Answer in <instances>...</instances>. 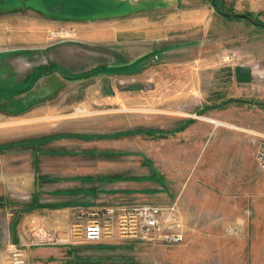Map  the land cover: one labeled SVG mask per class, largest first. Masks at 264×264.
<instances>
[{
  "label": "crops",
  "instance_id": "obj_1",
  "mask_svg": "<svg viewBox=\"0 0 264 264\" xmlns=\"http://www.w3.org/2000/svg\"><path fill=\"white\" fill-rule=\"evenodd\" d=\"M119 17L116 14L114 31L100 37L115 45L125 44L127 53H140L141 57L131 62L114 63L111 76L133 77L139 74L136 71L139 69L142 78L146 76L149 82L151 54L161 51L151 52V45L159 46L167 40L170 32L181 33L184 29L189 31V46L198 44L199 31L205 35L207 44L214 43L215 34L223 35L230 42L238 37L236 47L230 45L234 52L225 51L236 53L238 58L228 63L214 61L212 54L205 60L196 59L188 64L189 73L185 78L180 76V69L176 72L174 68V73L178 74L173 79L174 95L164 100L174 101V109L181 110L180 115L174 118L182 119L173 126L168 125V129L158 128V135L163 136V149L173 145V155L166 152L168 149L159 155L162 168L158 173V185L152 187L154 178L148 172L141 177L114 180L112 182L118 183L110 182L107 188H101L98 196L102 198L98 203L119 197L146 200L158 206L175 205L184 229L188 223L194 229H209L215 223L218 228L237 233L246 229L264 230V175L255 157L258 144L264 137V129L254 120V111L256 116L264 117V29L255 27L247 20L230 19L208 13L207 10H195L184 19L172 15V19L167 20L170 23L151 13L126 14L124 20ZM24 23V36L7 33L2 22L0 24V46L12 48L7 51L0 49V109H3L1 103L5 102L7 96L12 97L18 109L25 98H29L30 103H37L43 96L54 92V85L61 89L69 88L71 80L87 75V71L70 73L71 66L67 61H57V64L48 67L36 65L27 73L26 68L5 63L4 58L8 54L20 55L50 39L46 36L47 41L44 40V30L37 21ZM232 26H236L241 33L233 34ZM135 44L136 47L141 45L140 49ZM168 47L171 48V45ZM63 48L60 47L61 54L65 56ZM163 49L166 50L165 45ZM41 86L45 95L39 94ZM183 86H189V104L183 99L186 98L182 95L186 92ZM183 102L185 104L182 106ZM187 107L191 110H185ZM78 111L81 114V110ZM62 136V141H54V137L46 141L44 154H41L37 144H31L30 161H22L26 160L24 151L18 154L21 161H0V246L9 243L25 246L23 257L27 264L56 257L61 249L55 247L52 241L69 240L71 229L81 226L77 209L85 206L84 199L93 193L87 190L86 180L89 178L95 182L96 175L100 179L102 164L94 162V166H91L92 162L80 166L70 161H148L145 153L140 157L131 150H128L130 153L122 151L117 145L105 152L100 142L86 141L82 144V139L87 136L74 130ZM22 146L14 144L11 150L27 148ZM42 157V162L50 170L55 163L62 166L58 170V178L52 175L48 177L47 173L44 178L62 183L58 191L52 187L39 191L34 189ZM30 165L32 174L28 168ZM3 183H10V186L6 187L9 184ZM22 183H31L34 189L29 192V197H25L31 199L26 203L19 201L24 199L18 188ZM50 185L53 186V183ZM98 203L92 202L89 209L97 211L106 208V205ZM60 230L62 233H59ZM44 240L49 242L45 243ZM128 241L131 240L108 238L99 244L119 245ZM40 244L43 247L33 248ZM258 244H255L256 251ZM260 247H263L264 253V243ZM0 264H6L2 254Z\"/></svg>",
  "mask_w": 264,
  "mask_h": 264
},
{
  "label": "rangeland",
  "instance_id": "obj_2",
  "mask_svg": "<svg viewBox=\"0 0 264 264\" xmlns=\"http://www.w3.org/2000/svg\"><path fill=\"white\" fill-rule=\"evenodd\" d=\"M216 2L223 11L251 14L264 22V0H216ZM195 10L217 13L210 0H0V24L2 22L7 33L13 32L16 36L19 34L24 36V22L35 20L41 30H44V40L47 41V37H50L48 42L39 44L38 48L23 51L20 55L14 53L5 55V63L26 68L27 73L36 65L48 67L57 64V61H67L71 66L70 73L87 71L84 78L71 80L69 88L61 89L60 86L54 85L53 93L43 96L34 104L30 103L29 98H25L26 100L19 105L21 107L17 109L12 97H6L5 102L1 103L3 109H0V161H21L19 151L26 153H24L26 160L22 161H30L33 144H37L41 154H44L46 141H50L52 137L54 141L63 140L62 135L74 130L87 136L82 139V144L86 141L100 142L105 152L117 145L122 151L130 153L128 150H131L140 157L145 153V158H148V161H70L71 164L78 163L80 166L92 162L91 166H94V162L102 164L100 179L97 175L95 182L93 179H85L87 190L93 193L84 199L85 206L78 208L77 213L81 209L93 211L89 208L92 202L98 203L102 198L98 196L101 188H107L114 180L124 181L131 177H141L148 172L154 178L155 183L152 187H156L158 173L162 168L158 161L161 151L168 149L166 152L173 155V145L163 149V136L158 135V128L161 126L168 129L170 128L168 125L173 126L182 119L174 118L175 115H180L181 111L174 109V101L164 100L174 95L173 79L178 76L174 73V68L176 72L180 69V76L185 78L189 73L188 64L196 59L205 60L212 54L214 61H222L225 51H232L230 45L236 47L239 43L236 40L238 37L230 42L228 38H223V35L215 34L214 43L207 44L205 35L199 31L198 44L189 46L188 30L184 29L181 33L170 32L167 40L159 46L150 47L151 52L161 51L151 54L150 80L147 82L146 76L143 79L139 69L136 70L139 74L133 77L111 76L114 73V70L111 71L114 63L131 62L140 58L141 54H129L126 52L125 44L119 46L109 40L103 41L100 35L114 31L116 14L124 20L126 14L151 13L167 21L172 19V15L184 19ZM231 31L235 35L241 33L236 26H232ZM164 45L166 50L163 49ZM168 45H171V48ZM61 46H64L65 56L61 54ZM140 46L136 47L135 44L136 48L140 49ZM0 49L7 51L12 48L0 46ZM155 56L159 58H154ZM182 88L186 91L182 94L186 97L183 99L189 104L187 95L189 86ZM39 94H46L42 86ZM184 104L185 102L182 106ZM78 110L84 113L80 114ZM185 110L191 109L187 107ZM256 115L254 111V120L264 129V117ZM14 144L27 148L11 150ZM40 161L37 171L39 178L34 189L39 191L41 188L52 187L58 191L62 183L50 182L51 179L44 178L45 173L48 177L52 175L55 179L58 178L60 174L58 170L62 166H56L55 163L50 170L49 166L42 162L44 157ZM170 167L173 169V166ZM28 168L32 174L31 165ZM49 183H53V186ZM2 185L8 187L10 183ZM18 188L24 198L19 201L29 202L31 199L25 197H29V192L34 190L33 185L22 183ZM112 198L98 205L106 207L156 205L154 202L147 203L146 200ZM212 225L214 226H210L209 229H194L188 223L184 229L182 224L184 242L177 245L128 238L131 241L109 246L83 243L80 239L81 229L73 227L69 240L52 241L55 247L61 249L58 250L56 257L33 264H264L263 247H260L264 243V230L246 229L237 233L218 228V224L215 223ZM257 243L258 251L255 245ZM41 247L42 244L33 248ZM25 249V246L12 243L1 244L0 254L6 259V264H14L15 254H21L20 259H25L23 257Z\"/></svg>",
  "mask_w": 264,
  "mask_h": 264
},
{
  "label": "built area",
  "instance_id": "obj_3",
  "mask_svg": "<svg viewBox=\"0 0 264 264\" xmlns=\"http://www.w3.org/2000/svg\"><path fill=\"white\" fill-rule=\"evenodd\" d=\"M236 53L226 52L224 62L237 60ZM256 161L264 175V137L258 144ZM177 207L139 204L106 207L97 211L81 209L77 219L81 222L80 239L83 243L98 244L105 239L132 238L144 242L177 245L184 242L182 223ZM21 254L14 255V264H25Z\"/></svg>",
  "mask_w": 264,
  "mask_h": 264
},
{
  "label": "water",
  "instance_id": "obj_4",
  "mask_svg": "<svg viewBox=\"0 0 264 264\" xmlns=\"http://www.w3.org/2000/svg\"><path fill=\"white\" fill-rule=\"evenodd\" d=\"M210 1H211V4H212L214 10L218 14H220V15L226 17V18H230V19H243V20H247L252 25H254L255 27L264 29V24L258 22L253 16L248 15V14H235V13H227V12H224V11H222V10L219 9V7L216 5L215 0H210Z\"/></svg>",
  "mask_w": 264,
  "mask_h": 264
},
{
  "label": "trees",
  "instance_id": "obj_5",
  "mask_svg": "<svg viewBox=\"0 0 264 264\" xmlns=\"http://www.w3.org/2000/svg\"><path fill=\"white\" fill-rule=\"evenodd\" d=\"M210 2H211V1H210ZM215 2H216V0H215ZM216 5L219 7L220 10L223 11V9L219 6L218 2H216ZM224 12H226V11H224ZM227 13H230V12H227ZM249 15H251V14H249ZM111 71H113V70L111 69ZM113 72H114V71H113Z\"/></svg>",
  "mask_w": 264,
  "mask_h": 264
},
{
  "label": "bare ground",
  "instance_id": "obj_6",
  "mask_svg": "<svg viewBox=\"0 0 264 264\" xmlns=\"http://www.w3.org/2000/svg\"><path fill=\"white\" fill-rule=\"evenodd\" d=\"M84 112V111H83ZM82 111H81V114L83 113Z\"/></svg>",
  "mask_w": 264,
  "mask_h": 264
}]
</instances>
